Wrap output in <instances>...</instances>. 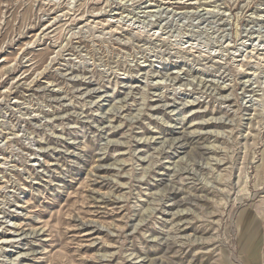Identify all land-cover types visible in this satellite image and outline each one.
Instances as JSON below:
<instances>
[{
    "label": "rangeland",
    "instance_id": "1",
    "mask_svg": "<svg viewBox=\"0 0 264 264\" xmlns=\"http://www.w3.org/2000/svg\"><path fill=\"white\" fill-rule=\"evenodd\" d=\"M0 264H264V0H0Z\"/></svg>",
    "mask_w": 264,
    "mask_h": 264
}]
</instances>
